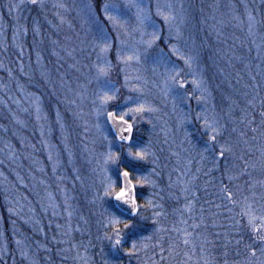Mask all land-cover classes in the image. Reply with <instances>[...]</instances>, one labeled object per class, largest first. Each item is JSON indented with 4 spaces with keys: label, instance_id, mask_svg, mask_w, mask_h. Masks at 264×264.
<instances>
[{
    "label": "rangeland",
    "instance_id": "1",
    "mask_svg": "<svg viewBox=\"0 0 264 264\" xmlns=\"http://www.w3.org/2000/svg\"><path fill=\"white\" fill-rule=\"evenodd\" d=\"M137 2L151 16L146 31H158L160 36L147 51L139 42L141 32L136 9L128 6V0H43V7L39 2L32 4L31 0H0V189L7 215L0 211V252L12 264H207L209 261L208 254L202 252L187 263L181 258L187 259L188 254H181L180 250L171 255L167 246L150 245L152 233L160 232L158 224L150 236H138L135 231L145 223L142 212L150 213L152 219L161 213L167 219L169 214L160 210L161 192L168 191L174 198L175 191L171 189L183 188L184 192L190 191L188 195L194 193L204 159L210 164V170L216 169L221 148L225 146L219 142V134L215 141L209 139L213 133L204 126L203 118L196 119V113H202L218 129L214 102L217 97L226 101L225 95H229L217 88V84L212 86L214 69L222 62L220 53L224 50L230 59L234 56L240 61L252 51L256 62L249 66H254L260 74L264 39H225L221 35L223 39H219L217 47L211 14L202 10L199 0ZM105 3L117 6L114 14L119 16L123 27L114 26L105 18L101 10ZM60 4L64 7H59ZM259 6L264 7V3ZM157 7L163 15L157 14ZM165 15L175 17L171 21V34ZM262 25L261 28L250 25L254 34L257 33L256 38L264 37ZM36 26L40 28L39 35L33 31ZM176 27L181 32L179 39L175 36ZM24 29H27L26 35ZM144 39L149 37L145 35ZM105 41L111 47L107 53H100ZM17 45L22 46V51ZM171 45L179 49L176 55L172 54ZM118 53L120 57L138 54L141 59L139 63L135 59L125 63L118 58ZM180 55L195 57L191 68L179 59ZM160 56L166 58L168 68L175 67L181 72L179 79L188 84L186 89L169 85L172 92L165 95V65L156 63ZM105 60L110 61V66ZM99 67H108V75L100 77L98 83ZM239 72L238 67L234 77L244 76ZM126 75L130 78L127 87ZM192 79L200 81L206 89V103L196 101L201 91L191 85ZM232 81L231 76L229 83ZM247 82L257 94L256 81L252 85L251 80ZM100 84L105 91L119 89V99L110 102V110L126 111L138 103L157 109L129 113L126 117L135 115L131 121L135 125L131 147L133 150L147 148L149 155L145 160L129 157V144L117 140L104 115L97 118L94 108L100 104L96 96ZM133 85L142 92L130 91ZM186 95L190 97L187 100ZM128 96L133 100L126 101ZM193 137L205 144L198 155L191 144ZM109 146L113 152L120 153L119 162L107 166V176L116 181L117 190L124 164L133 168L135 181H144L137 185L139 189L148 187L145 199L149 207L142 208L132 227L119 226L122 244L118 247H113L115 232L110 221L112 216L122 221L123 217L114 209L112 197L104 196L107 184L104 157ZM261 151H254V155ZM259 162L257 158L256 167H260ZM246 167L240 168L250 173L251 169ZM209 178L208 175L205 183ZM251 180L244 181L242 192L251 201L261 200L260 194L254 195L252 190L257 181ZM259 210L257 216L264 215V210ZM175 211L174 208L172 212ZM11 216L19 218L22 230L20 224L14 232L9 230ZM133 224H137L136 229ZM11 243L14 248L12 257L8 258ZM133 243L135 249L131 247ZM231 250L234 256L231 252L224 253L222 264L264 262V256L257 249V257H251L247 245ZM175 258L178 262L172 263Z\"/></svg>",
    "mask_w": 264,
    "mask_h": 264
},
{
    "label": "trees",
    "instance_id": "2",
    "mask_svg": "<svg viewBox=\"0 0 264 264\" xmlns=\"http://www.w3.org/2000/svg\"><path fill=\"white\" fill-rule=\"evenodd\" d=\"M259 1L199 0L202 10L211 14L210 21L216 29L213 39H217V47L220 46L221 40L219 39H223L221 35L225 39H264L260 35H258L259 38H256L257 33L254 34L251 30L252 28H250V25L252 27L253 25L254 27H260L261 23H264L262 21L264 7L259 6V3H264V0L262 2ZM249 15L252 17L251 21L248 19ZM254 18H256L255 21ZM262 27L264 30L263 25ZM210 46L213 48L212 44ZM219 51L217 49V56ZM219 57L222 62L217 65L216 70L214 69L215 79L212 86L214 83L217 84V88L222 89L223 93L229 95H225L226 101L216 96L219 99L216 98V101L214 100L216 107L215 118L218 123L219 142H223L225 148H229L231 151H226L223 156L220 155L218 157L214 171L213 167L211 170L209 169L210 164L205 159L202 161L201 173L206 176L204 175L203 180L201 174V181L199 180L197 185H195L194 193L188 195L190 191L184 192L183 188H181L170 190L175 191V198L168 191L161 192L158 195L161 204L160 210L162 213L169 214H166L168 215L167 219H164V215L161 213L158 218L152 219L147 211L148 215L141 213L145 223L138 228L137 224H133L135 225L134 229L137 228L135 232L138 236H150L154 226L158 224L160 232L154 231L152 233L150 245L167 246L171 255L180 250L179 253L188 254L186 255L187 259L181 258L182 261L187 263L193 262V259L198 254L204 252L205 255L206 253L208 254L209 261L207 264H222L224 253L231 252V255L234 256L232 248L235 249L236 247L247 245L259 250L264 247V243L257 238L252 226L249 225L250 216H257L259 209L264 210V55L261 56L263 70L260 74L256 73L257 70L254 66H251V68L249 66L253 65L254 61L256 62L255 57L252 56V51L247 58L240 61H237L234 56H231L230 59L224 50ZM228 62L232 64L229 65ZM246 66L247 70H244ZM238 67L240 68L239 73H242L243 77H234ZM231 76L232 84L229 83ZM255 77L256 80H253ZM246 80H251V85L256 81L259 88L257 94L252 91L253 89L249 86V82L245 84ZM210 88L212 87L210 86ZM201 133L203 137H206L205 132L200 131ZM191 144L194 146L197 155L204 150V142L199 141L197 138L193 137ZM259 149L262 151L258 152L257 156L254 155V151L257 152ZM257 158L260 159L259 165L262 167L261 169H259V166L256 167ZM252 163L254 166H249ZM243 166H247L248 170L251 169L250 173H246L240 168ZM124 168H127L131 173L133 172V168L127 164H124ZM208 175L210 178L205 183ZM131 178L136 182L134 177ZM250 179L257 181V184L253 185L252 190L254 195L260 194L261 200L251 201L242 192L244 190V181ZM229 193L232 196L231 200L227 199ZM145 194H148V187H144L143 190L136 188L140 208L135 216L125 215L114 206L116 212L123 217V221H131L133 223V220L138 218L142 208L149 207ZM5 207L2 189H0V211L4 215H6ZM174 208L176 209L175 213L172 212ZM245 213H249V215H245ZM6 216H4L5 223ZM11 220L13 222L9 225L10 231L13 230L14 232V229L19 224L20 230H22L18 217L11 216ZM254 223L257 227L260 226L258 221H254ZM186 240L188 241L187 243H185ZM13 248L14 245L11 243L9 245L10 253L8 258L12 257ZM3 257L6 258L5 253L0 252V264H12L11 260H6ZM177 259L175 258L172 263L178 262ZM203 259L204 257L202 262ZM131 260L132 257H130Z\"/></svg>",
    "mask_w": 264,
    "mask_h": 264
},
{
    "label": "snow or ice",
    "instance_id": "3",
    "mask_svg": "<svg viewBox=\"0 0 264 264\" xmlns=\"http://www.w3.org/2000/svg\"><path fill=\"white\" fill-rule=\"evenodd\" d=\"M40 3V6L43 7V0H31L32 4H37ZM59 7H64L63 4L58 5ZM128 6L129 7H133L136 9V20L138 21V30L141 32V40L139 41L140 43H142L145 46V51H147L148 49L152 48L153 45L160 40V36L158 34V31H152L150 33H148L146 31L148 23L151 20V16L148 12L147 9H145L144 7H142L137 0H128ZM15 7H18V5H15ZM90 7V6H89ZM169 8L172 7V5H168ZM117 6L116 5H110V4H103L101 6V10L104 12L105 18L112 22L114 26L119 25L120 27H123V24L120 23V19L118 15H115L114 13L116 12ZM157 14L158 15H163V13H161L159 11V7H157ZM175 17L172 16H168L165 15L164 16V20L166 23H169L170 27H169V31L170 34L173 31L172 25H171V21L174 20ZM249 21L252 20L251 15H249L248 17ZM126 23V21H125ZM34 33L36 35L40 34V28L39 26H36L33 29ZM103 31V28H101V32ZM175 36L177 39L180 38L181 36V32L179 27L175 28ZM23 34H27V29L23 30ZM147 35L149 37V39H144V36ZM195 44V42L193 41V45ZM17 47H21V51H22V46L21 45H17ZM111 45L108 42H104L102 44V46H100V53H107L110 49ZM172 54L176 55L179 52V49L175 46V45H171L170 46ZM163 50L161 49V52ZM118 58L123 60L125 63H127L128 61H132L133 59L136 60L137 63L140 62V56L137 55H128L126 57H120L119 53H118ZM39 59V56H38ZM179 59L183 60L185 65L189 68H191L192 66V62L194 61L195 57L193 56H189V57H185L184 55H180ZM156 63L159 64H164L165 65V74L167 76V79L164 82V86H165V95L167 96L168 94H170L172 92V87H170L169 85H174V86H178L181 89H186L188 87V84L185 82L184 79H179L181 72L178 71L175 67L172 68H168L167 67V60L165 57L160 56L158 58V60L156 61ZM105 64L110 66V61L105 60ZM155 71V67L153 69ZM98 73L99 75L96 77L97 82L99 83L100 81V77H106L108 75V67H99L98 68ZM125 86L127 87L129 85V80L130 78L126 75L125 76ZM136 79H140L139 77H136ZM191 85H193L196 89H199L201 91V95L196 96L195 99L198 103H206V97L204 95L206 89H203L201 87V82L198 81L197 79H192L191 80ZM130 91H134V92H142V89L140 87H137L135 85H133L130 88ZM119 92V89H116L115 91L112 90H103V84H100V90L96 93L97 98L100 101L99 106L94 108V111L96 112L97 118H99L101 115H104L107 119L108 122H110L112 124V126L116 129L117 132V138L120 141L126 142L129 144L128 148H127V154L129 157H132L133 159H137V160H145L149 153L147 148H141L139 150H133V148L131 147V141L134 140V122H131L132 120H134L135 115H133L132 118H128L126 119V117L129 116V113L132 114H141V113H145V112H155L157 111V109L154 108H146L145 105L143 103H138L135 107H128L126 111H116V110H110V102L115 103L118 99L119 96L117 95V93ZM189 96H185V100L189 99ZM126 101H132L133 98L131 96H128L125 98ZM94 105L96 104V100H93L92 102ZM175 104V101H174ZM37 112L40 111L39 107H37L36 109ZM57 115H59V113H57ZM39 118V117H38ZM204 119V126L209 128L211 130V132L213 133V135H211L209 137V139L211 141H215L216 140V136L219 134L218 129L215 127V123H209V120L207 119L206 116L202 117V113H196V119ZM186 119V117H185ZM149 123H151V121H149ZM97 129H100V124L97 123L96 124ZM104 139L107 140V136H104ZM111 144V142L109 141V145ZM226 151H231V149L229 148H221L220 151V155L223 156L224 153ZM49 159H51V156L49 157ZM120 160V153L118 152H113L111 150V147L109 146V149L107 151V153L105 154L104 157V164H105V174H106V180H107V184L104 188V196L105 197H113L116 201L122 202L123 204H126L130 207L131 209V213L133 216L138 214V199H137V195H136V188L137 185H142L144 183L143 180H137L135 183H133V179L132 177V173L127 169V168H122L119 175L122 178V186L118 187V190L116 188V181L112 180V178L110 176H107V166L109 164H116L118 163ZM229 179H231V177H229ZM227 199L231 200L232 196L229 193L227 196ZM11 211V209H10ZM245 215H249V213H245ZM254 221H258L259 222V227H257L254 223ZM111 224L113 225V230L115 232V239H114V243H113V247H118L122 244V238H121V228L119 227L121 224L123 225V229H128L130 227H132V222L131 221H122L119 217L116 216H112L111 218ZM249 225L252 226L253 228V232L256 234L257 238L264 243V215H260V216H250L249 218ZM109 239H112V237H108ZM150 238V237H149ZM188 241L186 240L185 243H187ZM17 243L19 244L20 242L17 241ZM237 243H239V241H237ZM131 247L133 249L136 248V244L133 243L131 245ZM249 247V254L251 257L256 258L257 257V250L252 248L251 246ZM259 252L261 254V256H264V247H261L259 249ZM261 264H264V262H261Z\"/></svg>",
    "mask_w": 264,
    "mask_h": 264
},
{
    "label": "water",
    "instance_id": "4",
    "mask_svg": "<svg viewBox=\"0 0 264 264\" xmlns=\"http://www.w3.org/2000/svg\"><path fill=\"white\" fill-rule=\"evenodd\" d=\"M111 130L113 131L114 135L116 136L117 138V132H116V129L112 126V124L110 122H108ZM117 140L121 143H124V144H127L126 142H123V141H120L118 138ZM120 176V175H119ZM120 186H122V178L120 177ZM112 201L114 203V205L120 210L122 211L125 215H128V216H133L132 213H131V209L128 205L126 204H123L122 202H119V201H116L113 197H112ZM138 209H139V205H137Z\"/></svg>",
    "mask_w": 264,
    "mask_h": 264
}]
</instances>
